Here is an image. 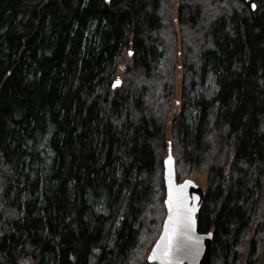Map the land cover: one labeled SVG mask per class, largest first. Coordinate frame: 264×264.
Listing matches in <instances>:
<instances>
[{
    "label": "trees",
    "instance_id": "trees-1",
    "mask_svg": "<svg viewBox=\"0 0 264 264\" xmlns=\"http://www.w3.org/2000/svg\"><path fill=\"white\" fill-rule=\"evenodd\" d=\"M169 147L211 264H258L264 0H0V264H148Z\"/></svg>",
    "mask_w": 264,
    "mask_h": 264
},
{
    "label": "water",
    "instance_id": "water-1",
    "mask_svg": "<svg viewBox=\"0 0 264 264\" xmlns=\"http://www.w3.org/2000/svg\"><path fill=\"white\" fill-rule=\"evenodd\" d=\"M246 1L248 3L251 2V0ZM251 8L253 11L256 10L254 2L251 3ZM121 83V80L114 81L113 88L120 86ZM163 168L166 216L161 233L152 246L148 257L152 255L153 249L156 248L157 243L164 235L169 215L174 214L177 208L186 205L188 209L192 210L190 239L185 241L184 247L174 252L171 257V264H211L213 232L202 233L198 231V215L205 198V189L191 178L179 181L176 173V162L171 148H169L168 154L163 160ZM169 201H171V209ZM148 262L150 264H166L160 259L152 260L148 258Z\"/></svg>",
    "mask_w": 264,
    "mask_h": 264
},
{
    "label": "snow or ice",
    "instance_id": "snow-or-ice-1",
    "mask_svg": "<svg viewBox=\"0 0 264 264\" xmlns=\"http://www.w3.org/2000/svg\"><path fill=\"white\" fill-rule=\"evenodd\" d=\"M169 205L171 209V201H169ZM191 211L186 205H183L181 208H177L174 214L169 215L165 233L156 248L153 249L152 255L148 257L149 259H160L166 264H171L174 252L184 247L185 241L190 239Z\"/></svg>",
    "mask_w": 264,
    "mask_h": 264
},
{
    "label": "rangeland",
    "instance_id": "rangeland-1",
    "mask_svg": "<svg viewBox=\"0 0 264 264\" xmlns=\"http://www.w3.org/2000/svg\"><path fill=\"white\" fill-rule=\"evenodd\" d=\"M193 180H195L199 185L205 187V178L204 177H198L196 174L193 173L191 176ZM26 264H29L28 262ZM149 264V263H148ZM258 264H264V254L262 253L259 257Z\"/></svg>",
    "mask_w": 264,
    "mask_h": 264
}]
</instances>
